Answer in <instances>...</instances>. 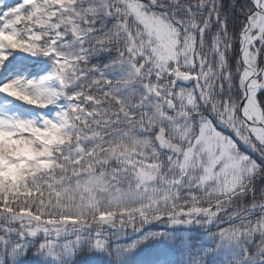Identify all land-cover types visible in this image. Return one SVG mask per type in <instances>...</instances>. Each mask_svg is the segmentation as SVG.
I'll return each mask as SVG.
<instances>
[{"label":"snow or ice","instance_id":"6c2138e0","mask_svg":"<svg viewBox=\"0 0 264 264\" xmlns=\"http://www.w3.org/2000/svg\"><path fill=\"white\" fill-rule=\"evenodd\" d=\"M0 264H264V0H0Z\"/></svg>","mask_w":264,"mask_h":264},{"label":"trees","instance_id":"16d2710c","mask_svg":"<svg viewBox=\"0 0 264 264\" xmlns=\"http://www.w3.org/2000/svg\"><path fill=\"white\" fill-rule=\"evenodd\" d=\"M239 19H242V17H239ZM153 227H156V226H153Z\"/></svg>","mask_w":264,"mask_h":264}]
</instances>
